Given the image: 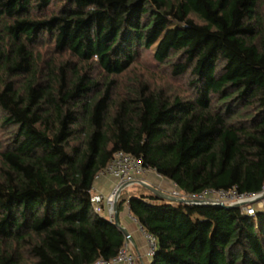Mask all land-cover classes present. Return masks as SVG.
Wrapping results in <instances>:
<instances>
[{
  "label": "trees",
  "instance_id": "16d2710c",
  "mask_svg": "<svg viewBox=\"0 0 264 264\" xmlns=\"http://www.w3.org/2000/svg\"><path fill=\"white\" fill-rule=\"evenodd\" d=\"M170 23L152 58L188 93L129 73ZM0 128V264L116 256L127 239L91 196L119 151L186 194L258 193L264 0H0ZM142 188L116 209L155 238L143 264H264V210Z\"/></svg>",
  "mask_w": 264,
  "mask_h": 264
},
{
  "label": "built area",
  "instance_id": "2783aa9c",
  "mask_svg": "<svg viewBox=\"0 0 264 264\" xmlns=\"http://www.w3.org/2000/svg\"><path fill=\"white\" fill-rule=\"evenodd\" d=\"M148 169L144 168L142 162L139 158L132 156L130 154L119 151L114 154L113 158L107 165L104 171L99 175H106L112 177L115 180V186L112 191L104 197L101 194L94 193L91 196V204L95 213L101 215L106 208L107 218L110 221H114V210L113 204L118 197H116L118 190L124 184H136L138 180L145 181L142 177ZM146 182V181H145ZM169 195L182 199L185 204L190 205H209V206H220L224 205H241L240 207L244 212L249 215H255L256 211L264 210V182L262 184L261 190L255 194H241L232 188L228 190H214V189H205L198 193L186 194L179 189H172L170 192H167ZM136 223L137 221L132 218ZM139 229L141 230L144 239L147 243L146 257L149 259L154 254L155 249V238L147 234L137 223ZM128 238L126 242L120 248L116 256L111 259H97L91 264H137V259L129 251Z\"/></svg>",
  "mask_w": 264,
  "mask_h": 264
},
{
  "label": "rangeland",
  "instance_id": "374dc122",
  "mask_svg": "<svg viewBox=\"0 0 264 264\" xmlns=\"http://www.w3.org/2000/svg\"><path fill=\"white\" fill-rule=\"evenodd\" d=\"M177 29H181V27L172 25V23L168 24L166 28L162 31V33L159 35V37L156 38L155 42L151 45L150 49L148 51H143L140 54V57L137 59L134 67L130 69L131 71L129 73L130 74L136 73V75L138 76H147V77L149 76L154 80H158V81L160 80L164 84H169L173 89H176L177 91L188 93L189 90L185 86V83H186L185 79L180 80L178 78L176 79V78L169 77L168 70H166L164 66L163 67L161 66L159 68L155 66L153 58H152L153 54L159 58L161 57L162 50H163L165 43L169 40V38L172 36L174 31H176ZM128 75H126L125 77L123 76L122 79L125 81ZM5 138H6L5 131L4 129L0 128V143L4 141ZM105 176L106 175H102L101 178ZM107 177L109 176H106V178ZM96 185H98L97 182L94 183V186ZM98 189L100 190L99 185H98ZM121 191L122 192L119 194L118 199H121L123 197H128L133 194H139V193L145 194L142 186L139 184L129 185ZM104 194H107V193H104ZM106 196L107 195H105L104 197ZM168 202L175 203V202H170V201ZM120 212H119V215H120ZM101 215L104 217H107L104 211L102 212Z\"/></svg>",
  "mask_w": 264,
  "mask_h": 264
},
{
  "label": "crops",
  "instance_id": "0c3cea01",
  "mask_svg": "<svg viewBox=\"0 0 264 264\" xmlns=\"http://www.w3.org/2000/svg\"><path fill=\"white\" fill-rule=\"evenodd\" d=\"M142 178L146 182L156 186L164 192H170L172 189L176 188V186L171 181L161 177L151 170H148ZM97 183L100 186L101 191L98 189V185H96L94 193H98L103 196L108 195L115 186V180L112 177H102ZM105 209L106 208L104 207V212L106 214ZM118 220L120 225L125 228V230L128 232V235H130V238L128 239L129 251L137 259V264L146 263L148 261V258L146 257V240L144 239L137 223L132 219L126 206L121 210L120 215L118 213Z\"/></svg>",
  "mask_w": 264,
  "mask_h": 264
},
{
  "label": "water",
  "instance_id": "95a60500",
  "mask_svg": "<svg viewBox=\"0 0 264 264\" xmlns=\"http://www.w3.org/2000/svg\"><path fill=\"white\" fill-rule=\"evenodd\" d=\"M136 184H139L141 185L142 187L146 188L147 190H149L151 193H153L155 196H157L158 198L162 199V200H167V201H170V202H175V203H186L184 202L182 199H179V198H175L171 195H169L167 192H164L162 191L161 189L157 188L156 186L148 183V182H145L143 180H138L136 182ZM129 186V184H124L117 192V195L116 197L119 196L121 190H123L125 187ZM116 204H117V198L113 204V210H114V218H113V223L116 227H118L124 234V236L126 238H128V232L125 230V228H123L119 221H118V215H117V209H116ZM241 205L239 204H236V205H224V204H221L220 207H224V208H232V207H240Z\"/></svg>",
  "mask_w": 264,
  "mask_h": 264
}]
</instances>
